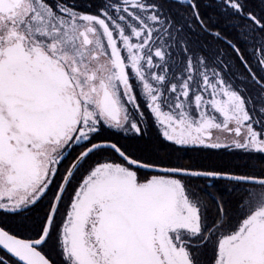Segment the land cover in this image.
Returning <instances> with one entry per match:
<instances>
[{
	"label": "snow or ice",
	"instance_id": "1",
	"mask_svg": "<svg viewBox=\"0 0 264 264\" xmlns=\"http://www.w3.org/2000/svg\"><path fill=\"white\" fill-rule=\"evenodd\" d=\"M0 264H264V0H0Z\"/></svg>",
	"mask_w": 264,
	"mask_h": 264
},
{
	"label": "trees",
	"instance_id": "2",
	"mask_svg": "<svg viewBox=\"0 0 264 264\" xmlns=\"http://www.w3.org/2000/svg\"><path fill=\"white\" fill-rule=\"evenodd\" d=\"M179 155L180 160L189 157L191 159L190 163L199 164L202 167L215 166L231 168L238 171L246 170L245 166L251 169L253 166H256L257 160L260 159L259 156H256L255 159H250L248 156L231 155L224 151H210V153H206L203 150L193 151L192 149L184 150Z\"/></svg>",
	"mask_w": 264,
	"mask_h": 264
},
{
	"label": "flooded vegetation",
	"instance_id": "3",
	"mask_svg": "<svg viewBox=\"0 0 264 264\" xmlns=\"http://www.w3.org/2000/svg\"><path fill=\"white\" fill-rule=\"evenodd\" d=\"M79 2L81 4L86 5L88 3V0H79ZM253 2L254 3H258L259 0H253ZM150 135L155 136V130L154 129H150ZM188 149H191V148H187L185 150H188ZM203 151H205L206 153H210V151L211 152L212 151H224L225 153H230L231 155H244V156H248L247 154H245L241 150H236V149H218V150H215V149H203ZM258 156L259 155H257V157ZM180 162H182L184 164H190L191 159L189 157H185L183 160H180ZM258 165H259V159L257 160L256 166L258 167ZM228 188H229V186L226 185V184H224V183H222V182H215L214 191L224 193L225 199H231L232 198L231 195H230V193H229V191H228ZM208 204H209L210 211L214 213L215 212V207H214L212 201L209 200L208 201ZM35 214H36L35 212L30 213V215H35Z\"/></svg>",
	"mask_w": 264,
	"mask_h": 264
}]
</instances>
